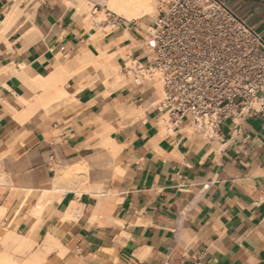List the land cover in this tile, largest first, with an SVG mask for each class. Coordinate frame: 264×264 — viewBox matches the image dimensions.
Segmentation results:
<instances>
[{"label": "crops", "instance_id": "obj_1", "mask_svg": "<svg viewBox=\"0 0 264 264\" xmlns=\"http://www.w3.org/2000/svg\"><path fill=\"white\" fill-rule=\"evenodd\" d=\"M222 1L264 37V0ZM87 9L0 0V254L264 264V117L225 121L212 138L170 121L159 84L123 71L128 58L145 62L144 27L98 35ZM82 48L104 49L120 76L79 70Z\"/></svg>", "mask_w": 264, "mask_h": 264}, {"label": "built area", "instance_id": "obj_2", "mask_svg": "<svg viewBox=\"0 0 264 264\" xmlns=\"http://www.w3.org/2000/svg\"><path fill=\"white\" fill-rule=\"evenodd\" d=\"M141 30L145 62L128 58L123 71L136 84H159L170 121L187 119L212 138L225 121L264 117V37L222 0H156Z\"/></svg>", "mask_w": 264, "mask_h": 264}, {"label": "bare ground", "instance_id": "obj_3", "mask_svg": "<svg viewBox=\"0 0 264 264\" xmlns=\"http://www.w3.org/2000/svg\"><path fill=\"white\" fill-rule=\"evenodd\" d=\"M78 1H80V3L85 7H89L90 3L96 1H99L103 6L106 5L105 7H103V11H99L100 13L98 14V16H96L98 22L106 21L108 15H112L114 17L121 18L127 22H131L138 18H144L147 15L152 16L154 12L152 0H78ZM89 17L91 16L86 15V19H89ZM10 18H8L7 20H11ZM102 33L103 30L100 29L98 31V35H101ZM77 59L80 63L79 70H94L97 72L100 71L103 80L106 83L108 82V80H110V77L113 76L114 78H117L120 76L118 72L116 73L117 68H115L113 65L109 63V57L104 49L100 50L99 56H93L86 48H82L77 53ZM53 80H55V78ZM75 175H79V173L73 172L71 170H68L65 173V176H67L68 178ZM1 210L2 208H0V215H1ZM4 233L5 230H3L0 226V235H3ZM0 264H13V262L8 260L5 255L0 254Z\"/></svg>", "mask_w": 264, "mask_h": 264}, {"label": "rangeland", "instance_id": "obj_4", "mask_svg": "<svg viewBox=\"0 0 264 264\" xmlns=\"http://www.w3.org/2000/svg\"><path fill=\"white\" fill-rule=\"evenodd\" d=\"M97 2H98V3H97ZM152 4H153V7H154V12H153L152 16H151V15H147V16H145L143 19L133 20V21H131V22H133V23H137L138 25H141V26H143L144 28H145L146 26H148L149 23L154 19L156 0H152ZM93 5H98V6H99V7H97V10H96V11H94V9H92V6H93ZM105 6H106V5L103 6L99 1H96V2L90 3V4H89V7H88V9H87V14H88V16H91V17H89V20H92V21H93V23H94V25H95V27H96V29H97L98 31H99L100 29H102L103 32H104V31H110V30L112 29V28H111V23H112L111 20H112L113 18H117V17H112V15H108L106 21L98 22L96 16H98V14L100 13L99 11H103V7H105ZM118 20H122V21L128 23L127 21H125V20H123V19H121V18H118ZM100 23H101V24H100ZM102 26H103V27H102ZM107 27H108V28H107Z\"/></svg>", "mask_w": 264, "mask_h": 264}]
</instances>
